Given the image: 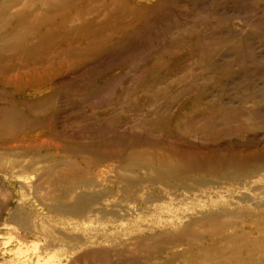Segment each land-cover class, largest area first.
<instances>
[{
  "label": "rangeland",
  "instance_id": "obj_1",
  "mask_svg": "<svg viewBox=\"0 0 264 264\" xmlns=\"http://www.w3.org/2000/svg\"><path fill=\"white\" fill-rule=\"evenodd\" d=\"M63 2L0 21V264H264V0Z\"/></svg>",
  "mask_w": 264,
  "mask_h": 264
},
{
  "label": "bare ground",
  "instance_id": "obj_2",
  "mask_svg": "<svg viewBox=\"0 0 264 264\" xmlns=\"http://www.w3.org/2000/svg\"><path fill=\"white\" fill-rule=\"evenodd\" d=\"M63 1H66V0H0V21L3 19H10V18L14 19V17H15V19L23 20L27 17L26 14L28 12L30 13L32 11L33 6H37L39 8L40 13L46 12V13H52L53 14L54 10L57 9L56 6H59L63 3H65ZM43 5H45L46 8H44ZM15 8H17V9H15ZM13 30L14 29H12V31ZM230 165L224 171L216 173L215 178L217 180L218 179H226L227 181L232 182V181H236L238 179H242L244 177L249 176L250 174L254 173V171L252 170L253 168L259 167V166H255V167H252L250 169L243 170V168H241L242 167L241 165H235V164L232 166H230ZM232 168L237 169V170L233 171ZM151 169L153 171V175L150 176L148 179H150L151 182L155 181V182H161L163 184H166L167 182L172 181L173 178H178L181 175L180 174L181 171L183 170L181 168L176 169L175 166L171 163H166V168H163V170L160 168H157V167H153ZM55 189H56V187H53L52 191H54ZM83 202H84L83 199H77L73 205L67 206L68 211L75 212L77 209L79 210V208H81L82 205L84 204ZM214 213H216V212H214ZM223 228H224L223 223H221V224L218 223L217 226L215 227V229H217V232H219V233H221L224 230ZM211 234L212 233L209 234V232H208L207 236H211ZM183 238L184 237H182L179 240L178 245L182 244V241L185 239V238L184 239ZM237 238H238V236L237 237L233 236V237L226 238V240L233 244V243H235ZM233 245H235V244H233ZM236 247L237 248L234 251V254L236 253L235 258L236 257L239 258L238 253H241L242 249L239 246H236ZM221 252H222V250H221ZM251 252L252 251L249 250L243 259L239 258L240 261L243 262V264H256V261L254 260V258L250 257Z\"/></svg>",
  "mask_w": 264,
  "mask_h": 264
}]
</instances>
